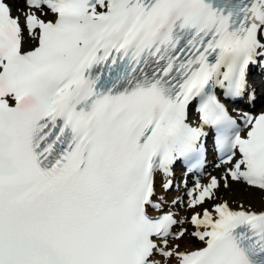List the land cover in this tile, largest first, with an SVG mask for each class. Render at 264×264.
Wrapping results in <instances>:
<instances>
[{"label":"snow or ice","instance_id":"obj_1","mask_svg":"<svg viewBox=\"0 0 264 264\" xmlns=\"http://www.w3.org/2000/svg\"><path fill=\"white\" fill-rule=\"evenodd\" d=\"M256 68L264 0H0V264H264Z\"/></svg>","mask_w":264,"mask_h":264},{"label":"bare ground","instance_id":"obj_2","mask_svg":"<svg viewBox=\"0 0 264 264\" xmlns=\"http://www.w3.org/2000/svg\"><path fill=\"white\" fill-rule=\"evenodd\" d=\"M258 72L261 75H264V72L262 70H258ZM211 173H212V175H217L218 174L215 169ZM175 194H176L175 192L171 193L169 198H171V196L175 195ZM221 195L224 196L226 199H228L229 202L233 204V206H235V202L236 201H245V202H247V192L243 191L239 186H235L234 185L232 192H226L224 189H221Z\"/></svg>","mask_w":264,"mask_h":264}]
</instances>
